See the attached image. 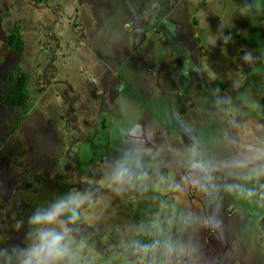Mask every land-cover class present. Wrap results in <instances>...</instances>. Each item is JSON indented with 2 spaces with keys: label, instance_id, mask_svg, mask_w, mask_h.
I'll list each match as a JSON object with an SVG mask.
<instances>
[{
  "label": "rangeland",
  "instance_id": "rangeland-1",
  "mask_svg": "<svg viewBox=\"0 0 264 264\" xmlns=\"http://www.w3.org/2000/svg\"><path fill=\"white\" fill-rule=\"evenodd\" d=\"M5 12L24 50L0 20V264H20L34 215L77 195L79 220L41 226L67 230L73 264H264V0H0ZM17 59L40 89L25 112L4 103Z\"/></svg>",
  "mask_w": 264,
  "mask_h": 264
},
{
  "label": "clouds",
  "instance_id": "clouds-1",
  "mask_svg": "<svg viewBox=\"0 0 264 264\" xmlns=\"http://www.w3.org/2000/svg\"><path fill=\"white\" fill-rule=\"evenodd\" d=\"M249 57H246L248 59ZM193 156L196 150H192ZM264 155V154H262ZM237 166L247 167L245 161H237ZM194 170L204 171L207 165L203 161H194L192 164ZM264 168L256 171V175H260ZM130 174V169L125 162L117 165L114 172V179L122 182L126 176ZM239 187L237 185H229V188ZM241 193L251 197L254 193L249 189H240ZM85 198L71 197L69 200H59L54 207L44 215L36 214L30 219V223L36 226V238L30 248L25 252H21L20 264H73V253L70 243L66 240L67 230L57 232L55 229L45 230L42 225H51L56 222L61 214L70 213L69 222H75L78 219L81 205ZM61 223H64L61 221ZM19 252L20 250L17 249Z\"/></svg>",
  "mask_w": 264,
  "mask_h": 264
},
{
  "label": "trees",
  "instance_id": "trees-1",
  "mask_svg": "<svg viewBox=\"0 0 264 264\" xmlns=\"http://www.w3.org/2000/svg\"><path fill=\"white\" fill-rule=\"evenodd\" d=\"M5 15H7L8 17V12H5L0 17V20H2V23H1L2 25L5 22H7L8 24L7 27L6 25H4V27L2 26L5 32L4 33L5 36L3 37L2 42L18 58L22 55L23 50H24V41L22 38V33H21V30H20V27L17 21L15 20L11 21V18H7V17L4 18ZM5 28H6V31H5ZM12 69L14 70V76L10 80V87L4 95V103L11 108L17 107L22 112H25V110L29 107V104L32 100L31 95L38 94V92H40V89L34 88L35 90V93H34L33 88H32V82L30 81L28 74L20 68L18 59L13 64ZM220 82L221 81L216 82V80H214V82H211V83H213L214 86L217 85V87H219L222 85V83ZM20 118H22V116H20ZM69 216H70V213H69ZM79 219L80 217L78 216L77 220ZM135 245L144 247L145 238L139 237L138 239H136Z\"/></svg>",
  "mask_w": 264,
  "mask_h": 264
},
{
  "label": "crops",
  "instance_id": "crops-1",
  "mask_svg": "<svg viewBox=\"0 0 264 264\" xmlns=\"http://www.w3.org/2000/svg\"><path fill=\"white\" fill-rule=\"evenodd\" d=\"M146 22V21H145ZM261 139V138H260ZM263 142H264V138H263V140H262ZM1 233H3V232H1Z\"/></svg>",
  "mask_w": 264,
  "mask_h": 264
},
{
  "label": "flooded vegetation",
  "instance_id": "flooded-vegetation-1",
  "mask_svg": "<svg viewBox=\"0 0 264 264\" xmlns=\"http://www.w3.org/2000/svg\"><path fill=\"white\" fill-rule=\"evenodd\" d=\"M29 179V178H28Z\"/></svg>",
  "mask_w": 264,
  "mask_h": 264
}]
</instances>
